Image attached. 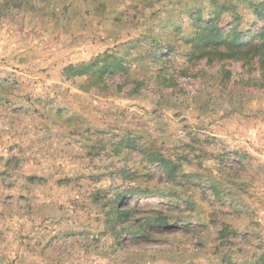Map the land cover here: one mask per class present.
Segmentation results:
<instances>
[{
  "label": "rangeland",
  "instance_id": "obj_1",
  "mask_svg": "<svg viewBox=\"0 0 264 264\" xmlns=\"http://www.w3.org/2000/svg\"><path fill=\"white\" fill-rule=\"evenodd\" d=\"M261 1L0 0V264H264Z\"/></svg>",
  "mask_w": 264,
  "mask_h": 264
},
{
  "label": "trees",
  "instance_id": "obj_2",
  "mask_svg": "<svg viewBox=\"0 0 264 264\" xmlns=\"http://www.w3.org/2000/svg\"><path fill=\"white\" fill-rule=\"evenodd\" d=\"M252 7L255 15L259 19L264 20V1L254 4ZM214 19L215 18L210 17L207 25L199 27V30L196 32V36L192 39V41H196V46L200 49L210 48L212 52L221 53L222 55L224 52H221L219 47L228 46V49H231L234 55H240L239 57H242V59L246 56H250L252 58L259 56L262 69H264V40H262L264 39V24L256 33L252 32L256 34L252 35L255 36L254 38L245 37L243 32L239 30L240 19L242 18L239 14H236L234 16L235 23L228 22L230 23V31L227 33V37H222V31L220 33L215 31L218 25H212ZM250 33L251 32L247 35ZM229 36H232V38H228ZM88 65H93L91 68L94 70L92 71L90 67H86ZM81 66H85V68L77 69L76 74L86 73L88 74L90 80L97 74H112L117 71L118 68H124V66L120 63V59L115 58L108 53H105L88 64H81L79 66L72 65L71 67ZM160 163L164 166L167 162L165 160H160ZM172 173L174 172H170L169 176L172 175Z\"/></svg>",
  "mask_w": 264,
  "mask_h": 264
}]
</instances>
